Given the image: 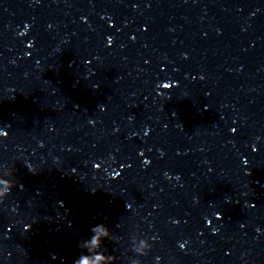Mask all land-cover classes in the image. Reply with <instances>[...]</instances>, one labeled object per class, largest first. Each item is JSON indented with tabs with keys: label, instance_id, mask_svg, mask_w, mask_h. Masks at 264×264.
I'll return each instance as SVG.
<instances>
[{
	"label": "clouds",
	"instance_id": "clouds-1",
	"mask_svg": "<svg viewBox=\"0 0 264 264\" xmlns=\"http://www.w3.org/2000/svg\"><path fill=\"white\" fill-rule=\"evenodd\" d=\"M3 135L6 137L7 132H4ZM15 186L16 178L13 169L5 167L2 174H0V204L5 202ZM90 231L92 233L91 236L80 240L78 243V248L81 249V252L74 260V264H116L117 257L108 254L103 244L105 239L115 241L111 230L105 224L101 223L92 227ZM153 239L154 237L137 236V246L133 249L135 256H132L130 264H141V260L138 257L149 254L152 248L150 240ZM102 248L103 250H101Z\"/></svg>",
	"mask_w": 264,
	"mask_h": 264
}]
</instances>
